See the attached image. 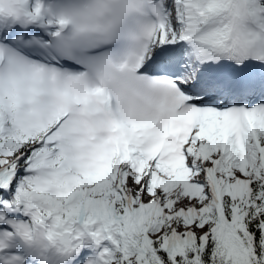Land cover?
I'll return each mask as SVG.
<instances>
[{
    "label": "snow or ice",
    "instance_id": "snow-or-ice-1",
    "mask_svg": "<svg viewBox=\"0 0 264 264\" xmlns=\"http://www.w3.org/2000/svg\"><path fill=\"white\" fill-rule=\"evenodd\" d=\"M0 264H264V0H0Z\"/></svg>",
    "mask_w": 264,
    "mask_h": 264
}]
</instances>
